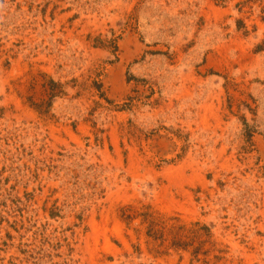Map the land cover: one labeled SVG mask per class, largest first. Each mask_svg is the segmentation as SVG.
<instances>
[{
    "label": "rangeland",
    "instance_id": "1",
    "mask_svg": "<svg viewBox=\"0 0 264 264\" xmlns=\"http://www.w3.org/2000/svg\"><path fill=\"white\" fill-rule=\"evenodd\" d=\"M258 48L264 0H0V264H264Z\"/></svg>",
    "mask_w": 264,
    "mask_h": 264
},
{
    "label": "trees",
    "instance_id": "2",
    "mask_svg": "<svg viewBox=\"0 0 264 264\" xmlns=\"http://www.w3.org/2000/svg\"><path fill=\"white\" fill-rule=\"evenodd\" d=\"M239 28H241V27H239ZM263 50H264V48H258V51H263ZM50 84L54 86V84H53L52 82H50ZM47 95H48L49 105H50V101H51L53 98H55V97L58 95V93H56L55 91L49 89L48 92H47ZM47 105H48V104H47ZM42 106H43V103H42ZM42 106H39V107H37V109H36V110H38L39 113H43V111H42ZM48 107H49V106H48ZM247 136H248V137H251V136H252V133L249 132V133L247 134ZM173 246H174V248H176V245H173Z\"/></svg>",
    "mask_w": 264,
    "mask_h": 264
}]
</instances>
